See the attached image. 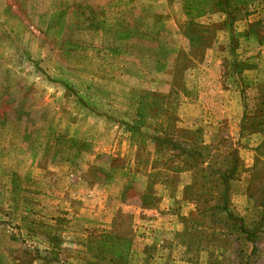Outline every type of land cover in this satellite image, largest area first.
Listing matches in <instances>:
<instances>
[{
    "label": "rangeland",
    "instance_id": "1",
    "mask_svg": "<svg viewBox=\"0 0 264 264\" xmlns=\"http://www.w3.org/2000/svg\"><path fill=\"white\" fill-rule=\"evenodd\" d=\"M246 1L0 0V264H264Z\"/></svg>",
    "mask_w": 264,
    "mask_h": 264
},
{
    "label": "trees",
    "instance_id": "2",
    "mask_svg": "<svg viewBox=\"0 0 264 264\" xmlns=\"http://www.w3.org/2000/svg\"><path fill=\"white\" fill-rule=\"evenodd\" d=\"M243 2H248V1H246V0H242ZM241 0H237V2H242ZM229 174H226L225 173V176H224V184H225V191H227L228 190V188H229ZM123 200L126 202L127 200H128V198H127V191H125L124 193H123ZM144 203V202H143ZM118 240H122V241H125L126 243H120V244H118V245H116L117 246V250H118V255L119 256H124L125 255V253H127V251H128V249H129V246H130V244H129V240L128 239H126L125 237H121V238H119Z\"/></svg>",
    "mask_w": 264,
    "mask_h": 264
},
{
    "label": "crops",
    "instance_id": "3",
    "mask_svg": "<svg viewBox=\"0 0 264 264\" xmlns=\"http://www.w3.org/2000/svg\"><path fill=\"white\" fill-rule=\"evenodd\" d=\"M128 187V186H127ZM127 187H126V189H127ZM126 189H124L123 191H122V203L123 204H125V205H127V206H132V205H134V204H131V203H128L127 201L125 202L124 200H123V193L126 191ZM138 208H144V207H146V205L147 204H144V203H137V204H135ZM133 215V214H132ZM133 219H134V215H133Z\"/></svg>",
    "mask_w": 264,
    "mask_h": 264
}]
</instances>
